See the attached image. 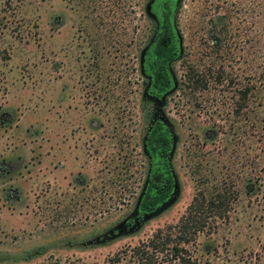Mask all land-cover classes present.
I'll return each mask as SVG.
<instances>
[{
	"label": "rangeland",
	"instance_id": "obj_1",
	"mask_svg": "<svg viewBox=\"0 0 264 264\" xmlns=\"http://www.w3.org/2000/svg\"><path fill=\"white\" fill-rule=\"evenodd\" d=\"M145 4L0 0V264H136L132 246L157 228L170 238L157 264H178L166 226L217 188L227 217L177 246L190 264H264V0H182L166 109L178 194L135 230L94 240L131 208L144 172Z\"/></svg>",
	"mask_w": 264,
	"mask_h": 264
},
{
	"label": "flooded vegetation",
	"instance_id": "obj_2",
	"mask_svg": "<svg viewBox=\"0 0 264 264\" xmlns=\"http://www.w3.org/2000/svg\"><path fill=\"white\" fill-rule=\"evenodd\" d=\"M182 0H146L148 29L137 54L141 77L139 109L144 172L131 208L94 240H106L138 228L144 220L171 204L178 194L175 152L178 136L167 115V102L178 85L174 63L183 55L175 23ZM209 135L213 134L209 130Z\"/></svg>",
	"mask_w": 264,
	"mask_h": 264
},
{
	"label": "trees",
	"instance_id": "obj_3",
	"mask_svg": "<svg viewBox=\"0 0 264 264\" xmlns=\"http://www.w3.org/2000/svg\"><path fill=\"white\" fill-rule=\"evenodd\" d=\"M194 75V76H193ZM203 74L199 76L193 74L188 77L194 84L199 83ZM250 91L249 86H245L241 89L242 98L246 92ZM228 196L222 188H217L214 192H208L206 195L203 190H200L192 196L190 202L186 205L183 213H181L174 224L166 226L168 230L171 228L176 229V242L171 244L169 250L172 255V259H177L178 264H190L188 256H184L182 251L184 247L177 246V242H187L188 231L192 234L205 231L206 218L211 217L212 224L215 223L216 218L227 217L226 202ZM215 227V226H212ZM210 228V227H209ZM208 228V229H209ZM161 228H157L147 240H142L138 244L132 246V250L136 253V264H157L158 259L154 252H160L164 249L165 243L170 239L166 234L164 237L160 235ZM148 248H151V252H148Z\"/></svg>",
	"mask_w": 264,
	"mask_h": 264
}]
</instances>
